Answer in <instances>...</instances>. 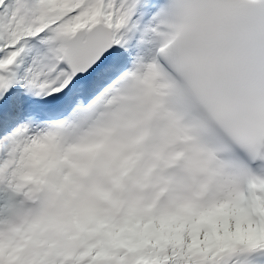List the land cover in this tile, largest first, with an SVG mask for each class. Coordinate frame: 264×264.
<instances>
[{
  "label": "snow or ice",
  "instance_id": "snow-or-ice-1",
  "mask_svg": "<svg viewBox=\"0 0 264 264\" xmlns=\"http://www.w3.org/2000/svg\"><path fill=\"white\" fill-rule=\"evenodd\" d=\"M0 264H264V0H0Z\"/></svg>",
  "mask_w": 264,
  "mask_h": 264
}]
</instances>
